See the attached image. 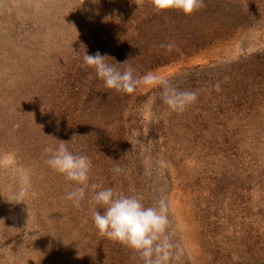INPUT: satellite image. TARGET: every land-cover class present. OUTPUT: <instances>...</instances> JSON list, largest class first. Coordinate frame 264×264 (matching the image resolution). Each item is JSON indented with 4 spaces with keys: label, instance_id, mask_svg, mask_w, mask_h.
<instances>
[{
    "label": "rangeland",
    "instance_id": "rangeland-1",
    "mask_svg": "<svg viewBox=\"0 0 264 264\" xmlns=\"http://www.w3.org/2000/svg\"><path fill=\"white\" fill-rule=\"evenodd\" d=\"M85 50L198 98L176 113L159 86L106 89ZM57 140L89 157V185L165 199L161 264H264V0H203L190 15L0 0V264H143L98 233L90 191L79 208L65 199L75 185L46 163Z\"/></svg>",
    "mask_w": 264,
    "mask_h": 264
},
{
    "label": "clouds",
    "instance_id": "clouds-1",
    "mask_svg": "<svg viewBox=\"0 0 264 264\" xmlns=\"http://www.w3.org/2000/svg\"><path fill=\"white\" fill-rule=\"evenodd\" d=\"M153 7L164 12L175 9L185 15H190L203 6V0H152ZM171 50L173 45L166 46ZM107 55L97 52L88 54L85 50L83 62L92 68L98 80L102 81L106 89H112L126 94L133 93L140 83L156 85L161 88V98L171 112L182 113L198 98L197 91L178 90L169 85L164 78L152 74L145 75L142 80L134 75V69L129 65L124 69L116 65L124 63H109ZM218 88V85H217ZM57 147L50 150L47 165L66 181L75 185L65 199L74 207L79 208L81 201L90 191L93 202L91 218L95 228L101 236L118 242L137 253L143 264H161L166 258L167 243L166 230L169 224L167 204L160 198L152 206H146L143 198L104 188L100 185H89L91 161L88 156L75 154L67 147L68 142L58 141ZM114 174L123 173L118 164L112 168ZM21 179L26 186L30 182V175L21 169ZM24 189L18 193L22 198ZM164 253L163 256L158 254Z\"/></svg>",
    "mask_w": 264,
    "mask_h": 264
}]
</instances>
